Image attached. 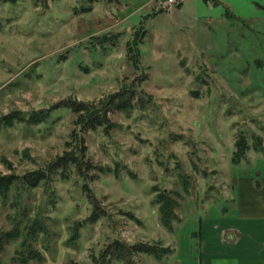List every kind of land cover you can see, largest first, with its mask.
<instances>
[{"label":"rangeland","instance_id":"1","mask_svg":"<svg viewBox=\"0 0 264 264\" xmlns=\"http://www.w3.org/2000/svg\"><path fill=\"white\" fill-rule=\"evenodd\" d=\"M164 2L0 5V172L22 177L0 196V264H23L25 240L42 256L31 264H96L115 241L174 252L112 264H188L202 222L236 212L238 182L264 180L254 138L264 140V0ZM124 90L138 109L111 112L109 135L85 136L94 169L26 183L73 151L69 105ZM242 136L252 148L235 164ZM164 191L179 204L172 230Z\"/></svg>","mask_w":264,"mask_h":264},{"label":"trees","instance_id":"2","mask_svg":"<svg viewBox=\"0 0 264 264\" xmlns=\"http://www.w3.org/2000/svg\"><path fill=\"white\" fill-rule=\"evenodd\" d=\"M22 0H0V5L4 3L17 4ZM40 4H47L49 0H35ZM83 2L85 6L81 8V13H88L93 10V5L99 0H77ZM208 2V0H206ZM107 4H119L120 0H104ZM178 5V0L177 3ZM88 5V6H87ZM181 4L178 5V7ZM79 11V12H80ZM78 12V11H77ZM198 96V94H196ZM136 92H129L124 90L116 95L111 96L108 101L96 104H87L83 102H74L71 105H67L77 117L75 125L77 129L72 133V147L73 151L67 152L64 157H61L53 166L50 168V173L46 172H36L34 175L27 178V184L32 188L39 187L43 182L49 180V175L54 173L57 174L59 171H72L76 170L79 176L85 177L89 170L94 169L90 159L88 158V147L86 145L85 136L87 132H97L102 130L106 135H109L114 129L115 124L110 118L111 112H120V113H131L133 110L138 109V102ZM139 100V99H138ZM72 103V102H71ZM80 128V130H78ZM256 140L255 149L257 152H264V140L262 137H254ZM251 145L248 143L247 138L242 136L236 142V152L234 155V163H241L248 155V152L251 150ZM12 170V169H10ZM48 174V175H47ZM22 177L10 174L3 175L0 172V196L7 197L10 190L17 184ZM86 191L91 192V189L88 187L85 188ZM91 196V194H90ZM97 202V200L95 199ZM157 203L161 205V215L163 225L172 230L173 222L176 217V209L179 204L176 200L170 198L169 194L165 191L157 198ZM96 211L91 218L93 222L97 221L100 215ZM36 225H40L39 221ZM36 228V227H35ZM36 229H34L35 231ZM33 232V231H32ZM19 233V231H17ZM15 235H18V234ZM32 235V233H30ZM10 237L8 241L13 240L14 235L7 234ZM19 237V236H17ZM25 240L26 253L22 257L23 264H31L34 259H42V256L39 251L35 250L30 243ZM173 253V250L170 248H159L154 244H137V245H128L121 243L120 241H115L111 247V251L103 255L99 259H96V264H112V259L109 257H114L119 261L131 262V257L136 254H146L153 256L157 259H163L167 255ZM70 264H80L76 262H71Z\"/></svg>","mask_w":264,"mask_h":264},{"label":"crops","instance_id":"3","mask_svg":"<svg viewBox=\"0 0 264 264\" xmlns=\"http://www.w3.org/2000/svg\"><path fill=\"white\" fill-rule=\"evenodd\" d=\"M236 186V212L202 222L200 258L188 264H264V180L246 177Z\"/></svg>","mask_w":264,"mask_h":264},{"label":"built area","instance_id":"4","mask_svg":"<svg viewBox=\"0 0 264 264\" xmlns=\"http://www.w3.org/2000/svg\"><path fill=\"white\" fill-rule=\"evenodd\" d=\"M177 3V0H167V2L163 3V6L168 8H173Z\"/></svg>","mask_w":264,"mask_h":264}]
</instances>
